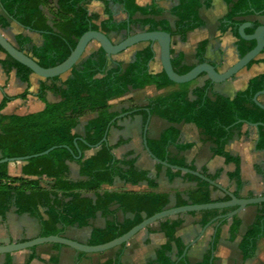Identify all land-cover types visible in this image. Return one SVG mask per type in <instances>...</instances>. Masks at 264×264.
<instances>
[{
	"label": "trees",
	"instance_id": "1",
	"mask_svg": "<svg viewBox=\"0 0 264 264\" xmlns=\"http://www.w3.org/2000/svg\"><path fill=\"white\" fill-rule=\"evenodd\" d=\"M95 1L104 4L105 12L109 16L108 20L101 22L100 26L94 24L98 17L88 13L86 0H57L56 6L52 9L47 7V0H0V5L8 18L25 29L42 34L41 46L37 47L29 39L17 36L15 48L43 69L55 67L65 61L79 38L89 31H100L108 35L123 31L129 25H140L142 28H147L148 32L159 30L171 37L184 38L187 33L202 25L198 17L201 7L199 0H179V6L172 10V14L177 19L174 31L167 23L153 20L162 12L152 6L141 8L135 0H109L121 5L128 15L127 23L116 24L112 22L107 10L108 2ZM206 7H209V4H206ZM44 10H47V14ZM136 15L145 19H135ZM253 15H264V0H236L228 14L220 20V33L223 34L230 29L237 38L238 59L252 50L255 43L245 42L239 38L238 28L242 22L237 19ZM0 27L6 30L9 24L5 19L0 18ZM257 27L254 25L246 29L245 34L252 35ZM206 45V42L200 43L196 51V59L200 61V64L205 62ZM0 51H2L1 48ZM153 56L152 48L149 46L136 54L133 63L126 66L115 64L110 67L108 59L99 48L97 52L83 57L71 69L68 79L62 81L61 78H54L45 80L40 85L37 98L44 104L41 112L25 116L0 114V160L30 157L55 147L45 156L31 158L22 168L24 177L34 179L10 178L7 173V164L0 165L1 218L5 217L13 201L16 214H28L38 220L40 236L49 237L61 236L62 230L66 227H85L90 219L100 213L108 219L105 228L93 230L88 243L90 246H98L124 235L144 218L167 210L169 196L166 194L132 192L97 194L102 186L111 185L115 178L133 186L147 181L145 173L134 170L133 161L115 160L112 155L114 147L108 146L107 143L101 144L95 154L87 160H83L82 157L78 160L73 158L78 156V151H86L87 145L93 147L101 142L107 129L110 128V122L117 117L116 113L110 111L111 101L124 97L130 90H144L147 87H154L156 90L174 88V91L148 103L147 109L150 115L172 125L192 124L211 139L214 155L224 158L226 164L234 166L228 178L235 182L238 191L241 187L239 160L226 154L224 147L231 138L232 130L240 129L243 124H260L257 128L256 150H264V111L252 102L256 93L264 91V73L251 79L245 90L238 92L232 100L218 95L209 97L208 92L213 84L208 80L203 87L192 89L195 81L177 85L170 82L164 72L150 73L148 63ZM7 59L10 68L16 70L20 80L28 83L32 73L9 57ZM255 62V60L252 61L247 67ZM171 65L174 72L180 76L192 69L182 66L181 57L171 58ZM202 77L205 76L201 75L199 78ZM47 93L59 98V102L47 103L45 100ZM190 93L194 100L189 99ZM27 95L28 92L25 91L14 98L4 96L0 102V113L8 103L14 100H25ZM139 114L144 120L147 119V113L144 110ZM90 116L92 118L83 128L84 142L79 141L80 136L74 131L83 118ZM178 134L177 129L169 128L160 135L158 140L150 141L148 148L156 159L184 168L182 163L173 162L167 158V148L175 143ZM69 162L79 164V174L86 179L85 181L66 180ZM189 170L192 171L191 168ZM166 172L168 179L183 175L180 172L172 173L170 170ZM183 178L196 183V188L188 192L186 201L180 194H176L174 208L214 203L210 197V186L206 182L188 174H184ZM42 179L50 180L46 188L39 186V181ZM148 185L152 189L155 188L153 183ZM87 193H95L94 202L82 196ZM228 200V197H225L222 202ZM113 204H117L123 214L132 215L133 218L119 223L111 212ZM40 209L45 210V220L40 215ZM232 210H207L189 215L198 214L199 225L205 227L216 217L226 215ZM260 222L261 218H258L239 244L244 261L253 257L257 240L264 236ZM181 224L180 219L175 221L166 219L161 223V231L166 242L156 252L157 264H189L185 258L180 259L184 246L176 237V230ZM238 229L239 222L233 217L230 240L233 241L236 238ZM218 235L219 231L216 232L213 240L212 253L205 256L199 264H212L211 257L215 253ZM171 245L176 248V259H180L177 262L171 261L168 256L172 251ZM31 260L32 257L27 264ZM119 260L120 255L117 254L105 264H120ZM5 264L10 262L6 261Z\"/></svg>",
	"mask_w": 264,
	"mask_h": 264
},
{
	"label": "crops",
	"instance_id": "2",
	"mask_svg": "<svg viewBox=\"0 0 264 264\" xmlns=\"http://www.w3.org/2000/svg\"><path fill=\"white\" fill-rule=\"evenodd\" d=\"M107 10L113 23H127L128 15L121 5L114 4L109 0ZM236 0H199L200 9L198 17L202 25L187 33L184 38L179 36L171 37V58L181 57L182 66L193 68L200 64L196 59V51L200 43L206 42L204 60L216 68L219 73L225 72L234 65L237 58V38L234 37L231 30H227L221 34L219 31L220 20L224 18ZM136 4L141 8L154 7L162 13L153 20L155 22L163 21L168 24L170 29L174 31L177 22L176 17L172 14V10L176 9L179 0H135ZM57 0H47L49 8L56 6ZM209 4V7H206ZM86 8L88 13L95 15L97 20L94 22L96 26H100L101 22L108 20L109 16L105 12V6L100 1L86 0ZM47 14V10H44ZM0 18H3L9 24L6 30L1 29L2 36L14 47H16L15 38L22 36L29 39L33 45L39 47L43 43L42 34L25 29L11 18H8L2 7L0 6ZM135 19H145L136 15ZM242 24H246L250 29L254 25L264 26V15H253L237 19ZM130 34L144 32L147 28L140 25H129ZM127 28L117 33L106 35L113 44L121 42L127 36ZM151 46L148 43L139 44L125 52L108 59L110 67L115 64L124 66L134 62L138 52L143 51ZM153 51V59L148 63L150 73L159 74L162 72L158 47L151 46ZM99 46L91 43L84 54V57L97 52ZM2 51H0V102L3 97L14 98L25 91L28 95L25 100H14L7 104L1 115L25 116L36 114L44 109V104L39 101L37 95L40 85L45 81L31 74L28 83H23L16 74V70L10 68L9 61ZM256 62L241 70L232 79L222 84H213L208 92L209 97L214 95L221 96L232 100L235 95L245 90L248 82L264 73V50L256 58ZM69 76L62 77L64 81ZM206 78L202 77L196 80L192 86L201 88L206 83ZM174 91V88H166L156 90L154 87H147L144 90H130L124 97L113 100L109 103L111 112L116 113L117 117L123 115L114 121V125L110 126L107 133V145L114 147L112 155L118 161H133L134 170L139 173H145L147 181L141 182L136 186L125 183L119 178H115L111 185H104L98 195L103 193H154L166 194L169 196V208H174L175 195L180 194L183 200H187L189 191L196 188V183L190 182L183 178V175L168 179L167 170L163 167L158 168V164L154 163L146 154L143 146V128L147 119H143L140 111L147 109L148 103L156 98L163 97ZM190 100L194 97L189 95ZM47 103H57L59 98L54 97L51 93L45 96ZM258 102L264 106V96L258 98ZM92 117L83 118L74 133L83 138V128L86 122ZM169 128L177 129L179 134L175 143L167 148V158L173 162L182 163L184 168H191L194 172H199L204 177L213 181L222 189L231 193L238 199H253L264 197V150L257 151L256 143L258 140V131L256 128L247 124H243L240 129L232 130L231 138L226 142L224 151L232 158L239 160V179L241 187L237 191L234 181L228 178V174L234 170V166L226 164L224 158L214 155V145L212 140L206 137L200 130L192 124L181 123L172 125L166 121L151 116L146 130L147 146L150 141L158 140L160 135ZM120 143V144H119ZM97 149H87L82 153L83 160L91 158ZM26 162H14L7 164V173L10 178H26L22 175V168ZM79 164L76 162L67 163L66 180L70 182H80L86 179L79 174ZM126 169V168H125ZM171 171V170H170ZM172 173H175L171 171ZM148 183H153L155 188L149 187ZM50 184V180L42 179L39 186L46 188ZM93 202L96 199L95 193L82 194ZM210 197L212 202H222L226 197L219 190L210 187ZM111 212L114 218L122 223L125 220H131L132 215L123 214L117 204H113ZM45 210L40 209V215L43 220ZM144 218V216H142ZM235 218L239 222V229L236 238L230 240V226L232 219L228 221H218L208 226L198 241L189 247L185 255V259L189 264H199L205 256L211 254L212 244L217 231H219L215 253L212 255V264H264V236L260 237L255 246L252 258L243 260L239 250V244L258 218H261L262 232L264 233V204L253 205L244 208ZM145 219V218H144ZM180 219L181 226L176 230V237L182 245L188 246L195 240L203 229L199 225L200 216L198 214L191 216L189 214L180 215L170 218L175 221ZM108 219L97 213L94 218L88 221L85 227L77 226L66 227L62 230L65 239L74 241L79 244L88 245L90 235L93 230H102L105 228ZM165 221V220H164ZM155 223L145 230L135 235L120 250L114 249L100 254H82L72 249L54 245H42L31 250L17 252L11 255H0V264L9 261L10 264H27L30 257L32 260L29 264H105L108 260L113 259L117 254L120 255V264H157L156 252L166 242L165 236L161 231V223ZM61 228V227H59ZM40 236V223L28 214H16V208L13 201L8 207V211L4 218L0 217V246L11 243H21L33 240ZM172 251L168 255L173 262H177L176 248L171 245Z\"/></svg>",
	"mask_w": 264,
	"mask_h": 264
},
{
	"label": "water",
	"instance_id": "3",
	"mask_svg": "<svg viewBox=\"0 0 264 264\" xmlns=\"http://www.w3.org/2000/svg\"><path fill=\"white\" fill-rule=\"evenodd\" d=\"M1 6V5H0ZM128 22V21H127ZM247 26L246 24H242L238 28V36L241 40L245 42H254L255 46L252 50H250L247 54H245L241 59H238L237 62L228 68L225 72L219 73L214 66L209 63H201L193 67L188 73L184 75H178L174 72L171 65V56H170V47H171V36L162 31L148 32L145 30L144 32L130 34V28L127 26V36L119 43L113 44L109 38L100 31H89L83 34L76 43L75 48L71 51L70 55L67 57L65 61L61 64L43 69L39 67L36 62H34L30 57L25 56L22 52L18 51L14 46H12L0 33V48L2 52L8 56L14 62L24 66L27 68L33 75L37 76L43 80H51L54 78H62L65 76L70 77L71 69L84 57L85 51L87 47L91 43H96L99 48L103 51L107 59L111 57L117 56L126 50L137 46L139 44L148 43L151 46L156 45L158 47L159 61L161 65L162 72L166 75L168 80L174 84H188L193 81L199 79L201 75H204L206 80H208L211 84H222L232 79L235 75H237L241 70L245 69L252 61L256 60V58L263 52L264 50V26H258L252 35H246L245 30ZM260 96H264V91L258 92L252 98L253 104L259 109L264 111V106L258 102V98ZM147 113L146 124L143 128V146L146 154L149 158L156 164L160 165L165 169H169L173 172H180L188 175H192L194 177L199 178L200 180L206 182L210 187L219 190L226 197H228V201L226 202H215L212 204L206 205H187L179 208H169L164 210L163 212L154 214L149 218H145L141 223L130 229L124 235L102 245L98 246H90L79 244L74 241L65 239L60 236H49V237H38L33 240L21 242V243H11L5 246H0V255H11L17 252L26 251L34 249L38 246L42 245H58L63 246L69 249H72L78 253L82 254H100L105 253L114 249H117L121 246H125L135 235L145 230L149 226L164 221L166 219H170L173 217H177L180 215L191 214V213H199L207 210H227L233 209L230 213L226 215H220L213 219L210 223H208L205 227H203L201 234L193 240L188 246H185L183 254L180 259L185 258L187 250L189 247L194 245L198 239L201 237L204 230L218 222V221H228L235 217L239 212H241L244 208L253 205H262L264 204V197L262 198H253V199H238L233 196L231 193L219 187L213 181L204 177L199 172H194L186 168H180L177 166H172L167 162H162L156 159L153 154L150 152L147 141H146V130L148 127V123L150 120V112L148 109L144 110ZM123 115L114 118L109 124V127L112 125L114 121L118 118H122ZM251 127L258 128L260 124H248ZM109 128L107 129L103 139L96 146H88V149H98L101 144L107 143L106 137ZM79 141L84 142L83 138H79ZM76 143V142H75ZM55 149V147L50 148L49 150L34 155L30 157L16 158V159H2L0 160L1 164H9L14 162H27L31 158L41 157L49 154ZM82 153L78 151V156L73 157L74 160L80 159ZM179 259V260H180ZM178 260V261H179Z\"/></svg>",
	"mask_w": 264,
	"mask_h": 264
}]
</instances>
